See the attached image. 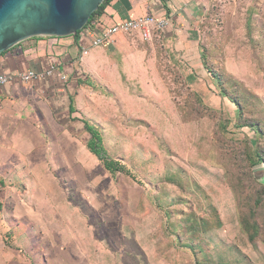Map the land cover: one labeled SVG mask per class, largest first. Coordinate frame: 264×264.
Segmentation results:
<instances>
[{
	"label": "rangeland",
	"instance_id": "374dc122",
	"mask_svg": "<svg viewBox=\"0 0 264 264\" xmlns=\"http://www.w3.org/2000/svg\"><path fill=\"white\" fill-rule=\"evenodd\" d=\"M189 31L195 64L152 30L77 65L0 191V264H264V0H207ZM83 123L134 181L87 151Z\"/></svg>",
	"mask_w": 264,
	"mask_h": 264
},
{
	"label": "crops",
	"instance_id": "0c3cea01",
	"mask_svg": "<svg viewBox=\"0 0 264 264\" xmlns=\"http://www.w3.org/2000/svg\"><path fill=\"white\" fill-rule=\"evenodd\" d=\"M206 1L110 0L103 15L98 19V25H112L127 17L142 15L164 17L170 21L166 31L169 37H174L177 41L176 51L182 54L183 59L192 60L195 64L197 57L192 56V51L195 49L193 54H197V47L193 48L196 43L191 40L189 29L201 19ZM118 36L113 38L111 50L116 45ZM90 38L89 29L82 30L76 37L33 38L0 55V75H10L26 70L38 73L51 71L49 77L31 85L12 83L0 87V183H2L0 191L2 195H5L3 192L5 181L20 178L21 157L22 160L23 156L26 159L31 151L35 154V148H40L43 127L54 122L60 105V96H67L68 89L73 83L74 69L82 63L90 64L98 51L102 52L99 48L91 49L86 57L80 59V52L83 48L89 47ZM61 74L67 77V82L60 81Z\"/></svg>",
	"mask_w": 264,
	"mask_h": 264
},
{
	"label": "water",
	"instance_id": "95a60500",
	"mask_svg": "<svg viewBox=\"0 0 264 264\" xmlns=\"http://www.w3.org/2000/svg\"><path fill=\"white\" fill-rule=\"evenodd\" d=\"M104 1L0 0V55L29 39L74 36ZM255 177L264 184V170Z\"/></svg>",
	"mask_w": 264,
	"mask_h": 264
},
{
	"label": "built area",
	"instance_id": "2783aa9c",
	"mask_svg": "<svg viewBox=\"0 0 264 264\" xmlns=\"http://www.w3.org/2000/svg\"><path fill=\"white\" fill-rule=\"evenodd\" d=\"M169 20L166 18H157L150 15H142L135 17H127L119 20L112 25H97L93 30H90L91 38L88 48H83L80 52V59L86 57L91 49L103 48L111 49L113 45V38L117 35H125L131 33H138L144 38H149L151 31H166L169 27ZM51 75V71L38 73L33 70H26L10 75H0V87L7 86L12 83H19L22 85H31ZM60 81L67 82L68 79L64 74L60 75Z\"/></svg>",
	"mask_w": 264,
	"mask_h": 264
},
{
	"label": "trees",
	"instance_id": "16d2710c",
	"mask_svg": "<svg viewBox=\"0 0 264 264\" xmlns=\"http://www.w3.org/2000/svg\"><path fill=\"white\" fill-rule=\"evenodd\" d=\"M109 2H110V0H105L99 6L97 11H95L91 15V17L89 18V20H88L87 24L85 25V27L83 28V30H85V29L93 30L98 25V19L103 15V12H104L106 6L109 4ZM80 32L76 33L74 35V37H76ZM200 59L202 61L204 60L203 55H200ZM206 71L216 81V83L219 84V77L215 73L211 72V70L207 67H206ZM229 101L232 102L236 106L238 105V102L233 100V99L229 98ZM68 112H69V114H72L74 112V108H73L71 99H69ZM83 125H84V129H85L86 133L89 136V139L86 142L85 147L91 155L95 156L98 159V161L101 163L103 169L108 174H110L111 176H114L116 174H121V175L127 176L128 178H130L131 180L134 181L135 176L133 174H131L123 164H121L120 162L113 160V159L108 157L106 150L103 147L102 138H101V135L99 134V132L87 123H83ZM254 132L257 133L258 129H255ZM255 157H256V160L252 162L253 165H257L259 163L264 164V158L261 157V155L259 153L256 152ZM1 185H2V183H0V186ZM257 205L258 204L255 202V204H253L252 207L255 209L257 207ZM0 210H1V204H0ZM249 230H251V232H249V234H251L253 229L251 227H248V231ZM249 239L251 241H254V236L249 235ZM184 244L186 245L185 247L191 251H194L195 248L199 251L200 247L196 246V244L195 245L193 244V239H189V242H185ZM198 245H200V244H198Z\"/></svg>",
	"mask_w": 264,
	"mask_h": 264
}]
</instances>
